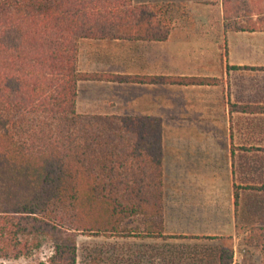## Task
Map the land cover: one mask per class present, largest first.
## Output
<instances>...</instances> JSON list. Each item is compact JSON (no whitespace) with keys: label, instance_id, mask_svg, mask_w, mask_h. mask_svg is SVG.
I'll use <instances>...</instances> for the list:
<instances>
[{"label":"trees","instance_id":"16d2710c","mask_svg":"<svg viewBox=\"0 0 264 264\" xmlns=\"http://www.w3.org/2000/svg\"><path fill=\"white\" fill-rule=\"evenodd\" d=\"M221 4L226 27L264 32V0ZM169 28L154 3L0 0V264H79L78 234L121 236L142 225L166 236L161 118L80 113L77 84L213 82L78 69L82 38L163 40ZM45 240L51 255L27 260ZM245 242L260 249L264 264V224L252 226ZM219 259L232 264L233 251Z\"/></svg>","mask_w":264,"mask_h":264},{"label":"crops","instance_id":"0c3cea01","mask_svg":"<svg viewBox=\"0 0 264 264\" xmlns=\"http://www.w3.org/2000/svg\"><path fill=\"white\" fill-rule=\"evenodd\" d=\"M134 2L164 11L167 37L82 38L78 69L213 82H78L80 113L162 120L166 236H152L142 225L121 234V260L220 264L222 250L236 255L247 230L264 224V32L226 27L221 0Z\"/></svg>","mask_w":264,"mask_h":264},{"label":"rangeland","instance_id":"374dc122","mask_svg":"<svg viewBox=\"0 0 264 264\" xmlns=\"http://www.w3.org/2000/svg\"><path fill=\"white\" fill-rule=\"evenodd\" d=\"M135 225H137V221L128 222V226ZM248 231L249 229L247 230L246 236L248 235ZM246 236L244 237L245 245L237 249L236 255L233 253L232 264H262L260 249L246 243ZM77 243L79 264H124L125 262L121 260V236L78 234ZM129 246H133L132 241L129 242ZM52 250L51 242L45 240L43 245L35 249L27 260H45L51 255ZM23 261L25 259L21 258L14 262L20 263ZM211 264L214 263L211 262Z\"/></svg>","mask_w":264,"mask_h":264}]
</instances>
